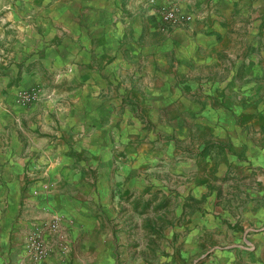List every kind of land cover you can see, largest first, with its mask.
<instances>
[{
	"label": "crops",
	"instance_id": "crops-1",
	"mask_svg": "<svg viewBox=\"0 0 264 264\" xmlns=\"http://www.w3.org/2000/svg\"><path fill=\"white\" fill-rule=\"evenodd\" d=\"M0 264H264V0H0Z\"/></svg>",
	"mask_w": 264,
	"mask_h": 264
},
{
	"label": "rangeland",
	"instance_id": "rangeland-1",
	"mask_svg": "<svg viewBox=\"0 0 264 264\" xmlns=\"http://www.w3.org/2000/svg\"><path fill=\"white\" fill-rule=\"evenodd\" d=\"M234 138L238 139L237 135H235ZM212 145L210 144V146ZM205 147L208 148L207 144H205ZM157 179L164 180L163 178H160L159 175ZM166 182H168V186L163 182V184L157 183V189H146L145 193L148 194V197L143 199V201L142 199H139L136 204L131 205L132 208L134 207V210L131 212L132 214H122L125 215V220L128 221V223H133V225H135V223L137 224V238H139V240L144 241L147 234L151 236V246H146V249L139 247V254L145 255L146 257L154 255V248L157 243L164 239V234L166 233V229H168L166 227L173 225L174 221L180 217L176 214V208L180 207V200L177 197V191L175 189L177 181L176 179L172 181L170 179L166 180ZM185 205L187 206V204ZM126 209H130V206L128 208L125 207V212ZM139 224H141V227Z\"/></svg>",
	"mask_w": 264,
	"mask_h": 264
},
{
	"label": "built area",
	"instance_id": "built-area-1",
	"mask_svg": "<svg viewBox=\"0 0 264 264\" xmlns=\"http://www.w3.org/2000/svg\"><path fill=\"white\" fill-rule=\"evenodd\" d=\"M161 18L166 22L185 23L191 20L192 16L189 13L182 12L177 6H162L160 7ZM39 95L37 88L23 90L18 93V100L22 103H30L37 99ZM56 225V221L51 223V227ZM28 247L36 258H41L45 254V246L39 231L32 233L28 239Z\"/></svg>",
	"mask_w": 264,
	"mask_h": 264
}]
</instances>
